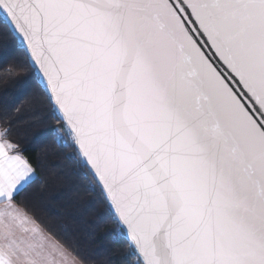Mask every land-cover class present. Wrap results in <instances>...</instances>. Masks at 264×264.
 I'll return each instance as SVG.
<instances>
[{"label": "snow or ice", "instance_id": "snow-or-ice-1", "mask_svg": "<svg viewBox=\"0 0 264 264\" xmlns=\"http://www.w3.org/2000/svg\"><path fill=\"white\" fill-rule=\"evenodd\" d=\"M6 36L126 264H264V0H0ZM25 151L0 117V264H89Z\"/></svg>", "mask_w": 264, "mask_h": 264}, {"label": "trees", "instance_id": "trees-1", "mask_svg": "<svg viewBox=\"0 0 264 264\" xmlns=\"http://www.w3.org/2000/svg\"><path fill=\"white\" fill-rule=\"evenodd\" d=\"M21 70L7 74L4 69ZM13 121L14 135L25 148L39 180L20 199L45 225L80 247L89 264H126V244L112 242L115 225L100 189L79 167L71 148L54 142L47 103L36 85L25 53L10 36L0 37V117Z\"/></svg>", "mask_w": 264, "mask_h": 264}]
</instances>
